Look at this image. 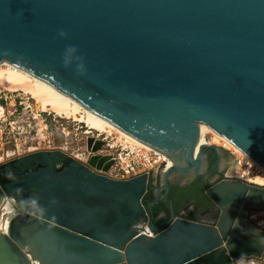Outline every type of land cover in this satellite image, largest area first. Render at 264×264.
<instances>
[{"label": "water", "instance_id": "1", "mask_svg": "<svg viewBox=\"0 0 264 264\" xmlns=\"http://www.w3.org/2000/svg\"><path fill=\"white\" fill-rule=\"evenodd\" d=\"M71 45L86 73L78 61L65 65ZM0 60L48 78L167 152L185 147L195 172L169 166L165 196L173 173L187 185L210 170L199 171L193 158L199 122L264 166V0H0ZM103 143L87 137L88 162L53 148L0 164V206L6 196L18 205L0 228V264H236L263 256L264 228L248 212L264 208V185L222 176L205 190L216 216L172 214L156 225L145 199L157 187L149 173L110 176ZM30 197L45 208L43 220L31 215Z\"/></svg>", "mask_w": 264, "mask_h": 264}, {"label": "bare ground", "instance_id": "2", "mask_svg": "<svg viewBox=\"0 0 264 264\" xmlns=\"http://www.w3.org/2000/svg\"><path fill=\"white\" fill-rule=\"evenodd\" d=\"M0 84L5 85L10 91H24L25 93L30 94L31 97L36 100L35 102L38 108L42 111L54 112L58 116L65 118L73 117L75 120L84 122L89 128V130H87L88 133H91L92 130H96V136L98 137L103 135L110 136L111 134L119 133L123 136H126L128 139H132L141 144H146L158 149L164 155V158L167 161L166 167L160 170V175H162L164 170L167 173L169 166L177 164L183 167H188L186 168V173H188V175L195 172L196 165H188L185 147L181 148V150L178 152L165 151L161 146L148 141L147 139L137 135L136 133L126 129L121 125L116 124L105 115L86 107L73 96L64 93L59 88H57L48 78L38 75L21 64L11 62L9 60H0ZM3 113V107L0 105V115ZM198 126L200 129V139L195 144L193 158H197V160L200 162V167L198 168L199 171H203L205 167V155L203 153L202 147L204 145H209L210 143H218L225 148L230 149L233 153H240L237 155H245L246 157L258 163L262 173L256 177L254 182L264 185V166L261 165L252 155H250L247 151L238 146L228 137L218 132L209 124L199 122ZM207 134L212 135L210 140L207 138ZM35 148V146L31 147L30 150ZM9 219V216L6 218L5 216H1L0 228L6 230L9 224ZM147 229L150 231L149 227Z\"/></svg>", "mask_w": 264, "mask_h": 264}, {"label": "rangeland", "instance_id": "3", "mask_svg": "<svg viewBox=\"0 0 264 264\" xmlns=\"http://www.w3.org/2000/svg\"><path fill=\"white\" fill-rule=\"evenodd\" d=\"M5 85L0 84V88L3 90H8ZM11 93H8V95ZM15 97L16 100H13V97H8L7 99L0 100L2 103L3 111L15 110L16 111V132L17 136L22 141H26L28 144L34 146H40L38 149H53L60 148L65 150L67 153L76 157L79 160L84 161V150L87 145V137L89 135H97L96 130H92L93 133H88L89 128L84 122L71 118H65L56 115L54 112L42 111L38 108L36 100L31 97L30 94L20 91ZM22 101L21 103L19 101ZM15 102L16 105H15ZM4 105V106H3ZM7 112V111H6ZM212 137L211 134H207V138L210 140ZM214 144L219 149V170L220 172L214 173L209 177L211 182L219 180L224 172L229 168L236 159V155L240 153H233L230 149L225 148L218 143ZM51 145V146H49ZM211 148L207 147L203 149L205 155V167L203 170H207L209 167V150ZM36 150V149H35ZM175 170V169H174ZM176 171V170H175ZM172 172V170H171ZM166 171L160 172L158 174L152 175V181L156 184V188L152 189V193L159 194L163 189V180ZM109 175H112V172L109 171ZM186 176L179 175L177 172L172 174V181L183 182L186 181ZM147 200V198L145 197ZM148 206L149 204L146 203ZM191 209V206L189 207ZM252 214H256V221L260 222V226L264 228V208H252L250 210ZM236 264H264V254L261 258L258 257H239L236 260Z\"/></svg>", "mask_w": 264, "mask_h": 264}, {"label": "built area", "instance_id": "4", "mask_svg": "<svg viewBox=\"0 0 264 264\" xmlns=\"http://www.w3.org/2000/svg\"><path fill=\"white\" fill-rule=\"evenodd\" d=\"M2 91L3 90L0 88V100L7 99L8 97L12 98V96H14L13 100H16L15 97L17 94L15 93L18 92L4 90L2 93ZM8 93L11 94L8 95ZM19 102L21 103L22 101L20 100ZM16 103L17 102H15V105ZM0 104L2 105L1 101ZM16 111L17 108H15V110L4 109V113L0 115V164L40 148L38 145L35 146V149L30 150L34 145L20 140L17 136ZM95 137L101 138L104 141L102 148L98 152L101 154H110L113 159V164L109 170H107L108 174L109 171L112 172L113 177L128 178L142 172H148L151 178L154 173L158 174L160 170L167 165L164 155L158 149L128 139L126 136L119 133H114L110 136L103 135ZM85 149L84 161L88 162L93 153L87 149V145L85 146ZM261 173L258 163L245 155H236V162L227 168L223 176L239 178L245 182L257 184L254 180ZM5 207L14 208L16 210L18 207L16 199L12 196H6L4 198L0 206V217L5 216L6 218L9 216L4 211ZM248 218L256 225L260 226V222L255 219L256 214H252L250 210L248 212ZM150 234L154 235V232L150 231Z\"/></svg>", "mask_w": 264, "mask_h": 264}, {"label": "flooded vegetation", "instance_id": "5", "mask_svg": "<svg viewBox=\"0 0 264 264\" xmlns=\"http://www.w3.org/2000/svg\"><path fill=\"white\" fill-rule=\"evenodd\" d=\"M91 133H93V131ZM93 136H95L94 133H93ZM209 164L210 165L208 167V170L209 169L210 170L204 176L207 179H209V177L212 176L214 173L220 172L219 167H218L219 166V151L215 148H211L209 150ZM183 182H178V183L183 185L182 184ZM175 183L173 182V184ZM165 193H166V188L164 187V189L159 194L153 193L152 197L149 196L147 198L148 204L150 205L149 207L163 200L166 202L167 208L160 209V213H159V216L164 217L163 223L169 221L172 214H175L177 216L187 217V218L194 219V220L209 219L217 215L218 208L211 201L209 204H204L200 208L197 209L195 202L193 200H190L182 204L179 210H176L174 200L173 198L169 196L170 192L166 196H165ZM190 206H191V209L189 208Z\"/></svg>", "mask_w": 264, "mask_h": 264}, {"label": "trees", "instance_id": "6", "mask_svg": "<svg viewBox=\"0 0 264 264\" xmlns=\"http://www.w3.org/2000/svg\"><path fill=\"white\" fill-rule=\"evenodd\" d=\"M212 183L213 182H211L209 179L202 176L187 185H181L178 182L173 184L169 196L173 198L176 210H179L182 204L190 200H193L195 202L197 209L204 204H209L211 200L206 195L205 190ZM149 196H153L152 190H149L145 195L146 198H148ZM166 208V202L164 200L149 207L151 219L156 225L162 224L164 222V217L159 216V213L160 209Z\"/></svg>", "mask_w": 264, "mask_h": 264}, {"label": "clouds", "instance_id": "7", "mask_svg": "<svg viewBox=\"0 0 264 264\" xmlns=\"http://www.w3.org/2000/svg\"><path fill=\"white\" fill-rule=\"evenodd\" d=\"M59 35L61 37H66L67 33L62 30V31H60ZM77 53H78V49L76 46H74V45L68 46L66 49V52L64 54V63L67 66L69 64H72L73 60L78 61V64H77L78 70L81 73H86L87 67L84 63V57L82 55H77ZM4 54L7 55L8 53L5 52ZM9 178H11V173L9 174ZM37 201H38L37 197H30L27 199V202H29L31 204V208H32L31 215L33 217H37V218L43 220L44 215H45V208L43 206L38 205ZM4 211L9 216H14L16 214V210L14 208L5 207ZM54 225H55V218L53 217L48 222V226H49V228H51Z\"/></svg>", "mask_w": 264, "mask_h": 264}]
</instances>
